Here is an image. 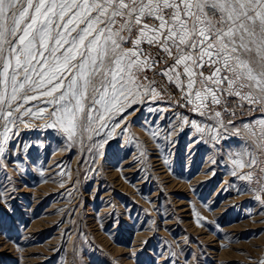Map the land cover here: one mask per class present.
Segmentation results:
<instances>
[{"label": "rangeland", "instance_id": "374dc122", "mask_svg": "<svg viewBox=\"0 0 264 264\" xmlns=\"http://www.w3.org/2000/svg\"><path fill=\"white\" fill-rule=\"evenodd\" d=\"M166 67L136 74L154 97L104 121L85 101L71 136L49 126L54 97L18 93L19 111L0 118V264L264 262V192L252 190L264 178V105H210L215 117L156 74Z\"/></svg>", "mask_w": 264, "mask_h": 264}, {"label": "snow or ice", "instance_id": "6c2138e0", "mask_svg": "<svg viewBox=\"0 0 264 264\" xmlns=\"http://www.w3.org/2000/svg\"><path fill=\"white\" fill-rule=\"evenodd\" d=\"M160 64L167 67L156 74L197 110L219 117L210 105H264V0H0V118L19 111L11 109L18 93L26 102L37 99L27 92L42 90L54 97L45 101L54 105L49 126L58 123L71 136L85 101L104 121V113L154 97L136 74ZM260 128L264 148V121ZM238 155L234 163L242 168L251 154ZM256 164L251 156L249 166ZM239 178L250 180L252 173ZM256 183L252 190L264 192V178Z\"/></svg>", "mask_w": 264, "mask_h": 264}, {"label": "bare ground", "instance_id": "6f19581e", "mask_svg": "<svg viewBox=\"0 0 264 264\" xmlns=\"http://www.w3.org/2000/svg\"><path fill=\"white\" fill-rule=\"evenodd\" d=\"M136 113V112H135ZM129 167V166H128Z\"/></svg>", "mask_w": 264, "mask_h": 264}]
</instances>
